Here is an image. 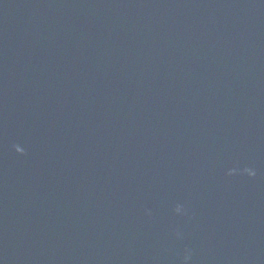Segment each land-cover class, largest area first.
I'll return each mask as SVG.
<instances>
[{
  "label": "water",
  "instance_id": "obj_1",
  "mask_svg": "<svg viewBox=\"0 0 264 264\" xmlns=\"http://www.w3.org/2000/svg\"><path fill=\"white\" fill-rule=\"evenodd\" d=\"M0 264H264V0H0Z\"/></svg>",
  "mask_w": 264,
  "mask_h": 264
}]
</instances>
